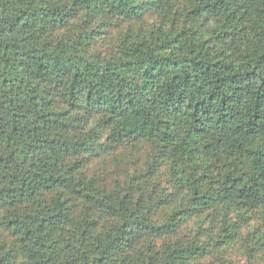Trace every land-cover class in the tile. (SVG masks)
I'll return each instance as SVG.
<instances>
[{
    "label": "trees",
    "instance_id": "16d2710c",
    "mask_svg": "<svg viewBox=\"0 0 264 264\" xmlns=\"http://www.w3.org/2000/svg\"><path fill=\"white\" fill-rule=\"evenodd\" d=\"M0 264H264V0H0Z\"/></svg>",
    "mask_w": 264,
    "mask_h": 264
},
{
    "label": "rangeland",
    "instance_id": "374dc122",
    "mask_svg": "<svg viewBox=\"0 0 264 264\" xmlns=\"http://www.w3.org/2000/svg\"><path fill=\"white\" fill-rule=\"evenodd\" d=\"M115 42V38L114 39H110V44L112 45L113 43ZM144 151H147V150H144ZM232 257L234 259H237V260H244L243 256L241 255V253H238L237 251L235 253H233Z\"/></svg>",
    "mask_w": 264,
    "mask_h": 264
}]
</instances>
